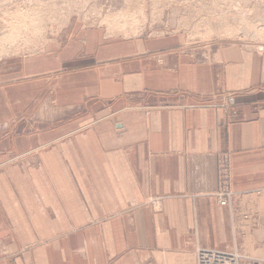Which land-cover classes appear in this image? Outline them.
Wrapping results in <instances>:
<instances>
[{
	"label": "crops",
	"instance_id": "1",
	"mask_svg": "<svg viewBox=\"0 0 264 264\" xmlns=\"http://www.w3.org/2000/svg\"><path fill=\"white\" fill-rule=\"evenodd\" d=\"M179 5L154 33L72 23L0 65V264L264 255V49L189 42Z\"/></svg>",
	"mask_w": 264,
	"mask_h": 264
},
{
	"label": "rangeland",
	"instance_id": "2",
	"mask_svg": "<svg viewBox=\"0 0 264 264\" xmlns=\"http://www.w3.org/2000/svg\"><path fill=\"white\" fill-rule=\"evenodd\" d=\"M170 3L189 9L182 19L186 24L189 18L192 25L188 41L199 44L220 39L264 49V0H0V65L12 68L21 57L43 50L45 42L59 37L72 23L99 26L107 37L154 33L163 8ZM220 180L218 173L217 188ZM227 187L229 200L234 193L229 180ZM161 197L150 196L145 201L156 208ZM230 252L264 258L262 254ZM195 259L197 263V251Z\"/></svg>",
	"mask_w": 264,
	"mask_h": 264
},
{
	"label": "built area",
	"instance_id": "3",
	"mask_svg": "<svg viewBox=\"0 0 264 264\" xmlns=\"http://www.w3.org/2000/svg\"><path fill=\"white\" fill-rule=\"evenodd\" d=\"M221 157L218 173L221 176L217 191H215L216 201L219 204H226L230 191L228 184V163L225 156ZM219 157V158H220ZM198 264H264V258H254L244 256L240 253L206 248L197 250Z\"/></svg>",
	"mask_w": 264,
	"mask_h": 264
},
{
	"label": "bare ground",
	"instance_id": "4",
	"mask_svg": "<svg viewBox=\"0 0 264 264\" xmlns=\"http://www.w3.org/2000/svg\"><path fill=\"white\" fill-rule=\"evenodd\" d=\"M259 27H260V25H259ZM264 32V31H263ZM262 33V32H261ZM188 38V37H187Z\"/></svg>",
	"mask_w": 264,
	"mask_h": 264
}]
</instances>
